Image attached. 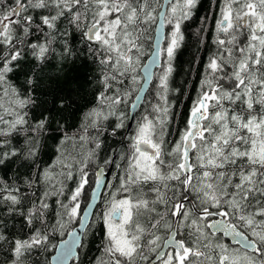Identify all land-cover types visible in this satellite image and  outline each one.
<instances>
[{
    "label": "snow or ice",
    "instance_id": "6c2138e0",
    "mask_svg": "<svg viewBox=\"0 0 264 264\" xmlns=\"http://www.w3.org/2000/svg\"><path fill=\"white\" fill-rule=\"evenodd\" d=\"M0 264H264V0H0Z\"/></svg>",
    "mask_w": 264,
    "mask_h": 264
},
{
    "label": "trees",
    "instance_id": "16d2710c",
    "mask_svg": "<svg viewBox=\"0 0 264 264\" xmlns=\"http://www.w3.org/2000/svg\"><path fill=\"white\" fill-rule=\"evenodd\" d=\"M202 3L207 7V0H202ZM200 15H204V10H201ZM195 30V25L189 29V33ZM204 55L203 52L197 53L195 40L192 38L186 39L185 47L180 50L176 61V73H174V86L180 87L185 81H191L194 85L197 66L193 61ZM183 100V98H181ZM184 103H187L184 100Z\"/></svg>",
    "mask_w": 264,
    "mask_h": 264
}]
</instances>
